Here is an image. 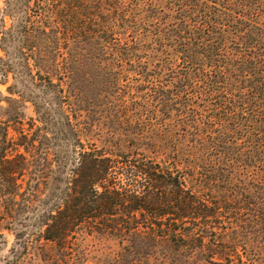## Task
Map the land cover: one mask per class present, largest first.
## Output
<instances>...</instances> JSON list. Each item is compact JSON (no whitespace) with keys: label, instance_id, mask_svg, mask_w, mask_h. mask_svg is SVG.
Returning a JSON list of instances; mask_svg holds the SVG:
<instances>
[{"label":"trees","instance_id":"trees-1","mask_svg":"<svg viewBox=\"0 0 264 264\" xmlns=\"http://www.w3.org/2000/svg\"><path fill=\"white\" fill-rule=\"evenodd\" d=\"M33 1L16 53L72 148L52 142L44 119L47 131L22 134L23 152L9 156L4 128L0 231L19 244L2 264H93L100 240L119 250L96 264H264V0ZM61 34L74 44L65 54ZM78 58L101 69L117 114L129 98L124 137L85 146L72 120L92 106L74 100L85 90Z\"/></svg>","mask_w":264,"mask_h":264},{"label":"rangeland","instance_id":"rangeland-1","mask_svg":"<svg viewBox=\"0 0 264 264\" xmlns=\"http://www.w3.org/2000/svg\"><path fill=\"white\" fill-rule=\"evenodd\" d=\"M113 2V0H107ZM129 1V0H126ZM99 2V0H96ZM40 10L36 7L33 0L28 2V0H0V139L3 137L4 128H7V140L9 141V149L5 152L6 155L15 156L23 150L16 144L20 142V136L22 134L30 135L38 127L40 129H45V125L42 120L46 119L49 123L48 131L50 133L57 134L54 141L58 148L63 150L71 151V140L69 138L63 137L60 131H57L60 127V120L58 114H50L45 111V107L51 105V98L43 94L38 88L31 83L30 80L26 78L25 72L23 73V68H21L20 58L16 53V49L20 46V29L21 26L28 24V30L31 28V24L36 21L37 11ZM64 32V30H63ZM65 33V32H64ZM61 37L60 44L63 48V53H67L69 48L74 47V44H68V35H59ZM35 42V41H34ZM35 43H33L34 45ZM39 44L40 48H44L45 41L39 42L36 40V45ZM30 45V42L28 43ZM86 56V53H85ZM79 69V85L83 88L84 92L82 96L74 99L77 101L86 99L92 104L91 108L82 110L78 113V119L72 118V113L70 117L76 122V124H81V128L84 130V134H89V139H84L85 146L91 144L102 145L106 139L111 138L109 134L111 132H116L117 138L119 136H125V134L133 129L132 123L129 121L132 117L131 112L127 111L124 107L128 105L127 103L118 110V114L115 109L118 102L115 99L118 96H104L105 93L100 92L99 87L101 78L97 76L101 73V69L93 66L95 63L90 61L88 58H78ZM99 69V70H98ZM8 70V77H5V71ZM110 71L115 72V70L110 68ZM108 77L110 74H108ZM111 80V79H110ZM7 82L2 84V82ZM11 89V90H10ZM125 95V94H123ZM126 96V95H125ZM9 97V99L7 98ZM113 97V98H112ZM80 105V103H78ZM77 104V105H78ZM36 105L43 106L41 114L37 113ZM86 104L83 103V107ZM77 110L80 106H74ZM79 112V111H78ZM81 114V115H80ZM119 118V119H118ZM78 122V123H77ZM43 133V132H42ZM41 133V134H42ZM50 136V135H49ZM91 136V137H90ZM98 140V141H96ZM89 141V142H88ZM3 149V146H1ZM71 161H69L65 166V171L62 176L61 184L64 187L66 175H68V170L70 168ZM37 201L36 205L33 206V210L28 214V217L23 218L17 227H15L14 232L19 233L23 230L32 228L35 224V216L40 215L41 212L50 206L54 201ZM14 228V227H11ZM3 235L0 236V264L4 263L6 258L11 259V248L13 246H18L19 239L15 238V234L11 231H0ZM89 259L88 262L93 264L102 262L109 252H117L119 246L117 242L114 241H96L89 245ZM162 251L157 252L156 255H160ZM30 264V263H29ZM32 264H44L39 261H35Z\"/></svg>","mask_w":264,"mask_h":264}]
</instances>
